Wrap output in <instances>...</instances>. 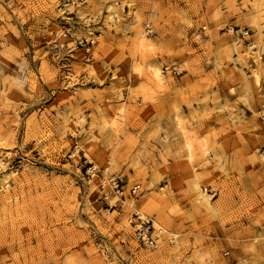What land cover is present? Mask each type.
<instances>
[{"label":"rangeland","instance_id":"1","mask_svg":"<svg viewBox=\"0 0 264 264\" xmlns=\"http://www.w3.org/2000/svg\"><path fill=\"white\" fill-rule=\"evenodd\" d=\"M0 264H264V0H0Z\"/></svg>","mask_w":264,"mask_h":264},{"label":"built area","instance_id":"2","mask_svg":"<svg viewBox=\"0 0 264 264\" xmlns=\"http://www.w3.org/2000/svg\"><path fill=\"white\" fill-rule=\"evenodd\" d=\"M140 188V185L138 183L133 184L130 188L132 193H136ZM151 229V231H150ZM155 230L153 224H140L138 227L137 232V238L139 241H141L143 244L148 246H154L156 243V236H153V231ZM160 231V230H159Z\"/></svg>","mask_w":264,"mask_h":264},{"label":"bare ground","instance_id":"3","mask_svg":"<svg viewBox=\"0 0 264 264\" xmlns=\"http://www.w3.org/2000/svg\"><path fill=\"white\" fill-rule=\"evenodd\" d=\"M158 230L165 231V230H163V228L160 227V226H158Z\"/></svg>","mask_w":264,"mask_h":264},{"label":"crops","instance_id":"4","mask_svg":"<svg viewBox=\"0 0 264 264\" xmlns=\"http://www.w3.org/2000/svg\"><path fill=\"white\" fill-rule=\"evenodd\" d=\"M257 255V254H256ZM255 261H257L256 259H255Z\"/></svg>","mask_w":264,"mask_h":264}]
</instances>
